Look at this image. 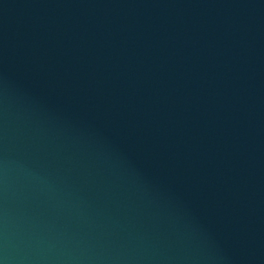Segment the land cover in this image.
I'll use <instances>...</instances> for the list:
<instances>
[{
    "label": "water",
    "instance_id": "water-1",
    "mask_svg": "<svg viewBox=\"0 0 264 264\" xmlns=\"http://www.w3.org/2000/svg\"><path fill=\"white\" fill-rule=\"evenodd\" d=\"M0 264H264V0H0Z\"/></svg>",
    "mask_w": 264,
    "mask_h": 264
}]
</instances>
